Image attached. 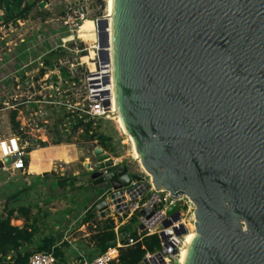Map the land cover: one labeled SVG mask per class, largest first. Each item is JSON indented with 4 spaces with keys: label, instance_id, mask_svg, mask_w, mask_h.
Returning a JSON list of instances; mask_svg holds the SVG:
<instances>
[{
    "label": "water",
    "instance_id": "obj_1",
    "mask_svg": "<svg viewBox=\"0 0 264 264\" xmlns=\"http://www.w3.org/2000/svg\"><path fill=\"white\" fill-rule=\"evenodd\" d=\"M110 25L97 20L98 70L112 60L117 111L148 174L109 170L98 146L93 183L111 185L119 212L129 209L120 192L151 196V183L189 196L196 235L184 264H264V0H113ZM96 75L93 100L110 110L111 73ZM97 209L112 215L108 199ZM166 211L165 228L181 221L177 203Z\"/></svg>",
    "mask_w": 264,
    "mask_h": 264
},
{
    "label": "rangeland",
    "instance_id": "obj_2",
    "mask_svg": "<svg viewBox=\"0 0 264 264\" xmlns=\"http://www.w3.org/2000/svg\"><path fill=\"white\" fill-rule=\"evenodd\" d=\"M38 2L22 22L0 29V36L8 29L6 38L9 43L6 45L0 40V60L8 57L6 63L0 65V141L15 134L10 119L14 110L21 124V138L26 142L29 163L38 149L51 147L62 157L65 144L73 143L76 144L73 148L79 153L82 150L91 156L84 164L82 157L74 164L62 162L63 168L58 173L53 171L40 179L35 178L37 175L31 178L27 170L0 171V217L11 208L31 207L32 220L38 226V232L33 243L25 245L23 250L37 251L45 236L55 237L56 233L58 243L65 246V252L73 254V244L81 246L89 241L86 229L76 231L66 224L64 213L72 212L75 207L83 211L90 206L100 219H113L119 226L121 237L142 230L139 218H134L135 214L140 215V209L133 210L134 213L131 209L116 210L106 218L100 216L97 205L108 199L111 206L113 189L111 185L94 184L86 168L87 163L95 165L93 151L100 146L99 138L89 140L90 135L95 133L98 137L101 134L109 138L106 148L100 146L115 160V165L109 170L127 165L131 172H140L144 167L134 158L130 136L118 126L117 114L108 111L92 116L89 113L93 100L89 96L87 77L90 73L99 72L97 20L108 14V3L106 0ZM38 28L49 33L45 39H37ZM56 34L61 36L56 37ZM42 43L45 45L41 46ZM80 121L85 124L92 122L89 134L84 132V125L77 127ZM73 171H78V175ZM149 197L148 191L142 201ZM183 212L182 220L192 225L190 231H195V211L187 208ZM24 222V219L12 220L13 224L21 226ZM63 234L68 235L70 242L62 241Z\"/></svg>",
    "mask_w": 264,
    "mask_h": 264
},
{
    "label": "trees",
    "instance_id": "obj_3",
    "mask_svg": "<svg viewBox=\"0 0 264 264\" xmlns=\"http://www.w3.org/2000/svg\"><path fill=\"white\" fill-rule=\"evenodd\" d=\"M39 0H0V25H16L26 19L31 11L38 5ZM11 125L15 134L23 136L21 124L17 119V111L10 114ZM84 125V132L89 134L92 130V122L87 124L80 121L77 127ZM99 138V145L106 148V140L109 139L104 135L91 134L89 140ZM29 151V150H28ZM26 163L28 158L26 156ZM29 189H31L29 187ZM134 218L137 220L138 215ZM13 219H24V225L12 223ZM31 221V222H30ZM33 221V222H32ZM86 229L89 241L88 246H93L94 253L106 251L111 246H116L118 235L115 230V221L111 218L100 219L96 212L89 209L82 221ZM38 232V226L34 219L32 220V208L29 206H19L11 208L7 214L0 217V263L2 264H27L30 255L33 252L23 250L25 245L31 244ZM137 242L133 245L121 246L118 248L116 264H143L145 255L148 252L154 253L161 249V239L158 234L146 235L145 232L139 234L138 231L131 233ZM95 250V251H94ZM37 251H54L59 259V264H65L68 261L65 246L58 243L57 238L45 236ZM92 251V250H91Z\"/></svg>",
    "mask_w": 264,
    "mask_h": 264
},
{
    "label": "built area",
    "instance_id": "obj_4",
    "mask_svg": "<svg viewBox=\"0 0 264 264\" xmlns=\"http://www.w3.org/2000/svg\"><path fill=\"white\" fill-rule=\"evenodd\" d=\"M38 40H43L47 35L48 32L41 30L38 28ZM60 34H56V37H60ZM56 43V41H55ZM45 45V43H42L41 46ZM57 45V44H55ZM98 51V46L96 47ZM29 61L31 60V56H29ZM94 73V72H93ZM92 73L88 74L89 76ZM87 79V80H88ZM89 83V80H88ZM89 85V84H88ZM96 87L88 86V92L89 96L93 100V96L96 94ZM92 105L90 106V115L92 116H100L105 113H107L109 110H107L102 102V100H93ZM0 149L2 152V157L0 158L1 165L3 169L6 170H21L26 171L27 170V163H26V142L22 140V138L19 135H12L8 139H4L0 141ZM5 144L7 148L5 147ZM11 158V161L9 163L5 162L6 158ZM150 191H152V195L147 199L145 202L142 201L144 198V195L138 194L137 198L135 200H132L131 197L128 195V203H129V209L133 210L135 209H142L146 206H153L154 204L157 205V213L154 217L151 218H145L142 215H139V221L142 226V230L139 232L141 234L142 232H145L146 235L150 234H158L161 239V249L151 253L148 252L145 255V258L143 262L145 264H181L180 263V253L181 248L184 243V239L186 236V233L183 235H177L176 234V228H180L181 224H184L187 228V233L190 231V228L188 227V224L182 220L183 216V209H193L195 211V204L187 195H180L177 197H173L169 191L163 190V189H157L153 187V184L151 183ZM177 203L179 210L181 211V221L173 222L171 226L168 228H165L163 225V222L167 219H171V215L167 214V208ZM112 213L113 211H116L115 205H111ZM118 211V210H117ZM194 223L196 222L195 213L193 217ZM116 232H119V226L116 225L115 227ZM164 230H168V236L167 238H162L161 233ZM178 240V243L174 244L175 240ZM137 242V239H135L131 234H129L127 237H121L120 233L118 235L117 244L116 246L109 247L106 251L101 253H84L81 254L79 257H75L73 259H69L65 264H116L115 260L118 256V248L121 246H128L133 245ZM175 251V253L173 252ZM92 252V251H91ZM159 253L162 254V258L158 255ZM59 259L55 255L54 251H34L27 262V264H59Z\"/></svg>",
    "mask_w": 264,
    "mask_h": 264
},
{
    "label": "crops",
    "instance_id": "obj_5",
    "mask_svg": "<svg viewBox=\"0 0 264 264\" xmlns=\"http://www.w3.org/2000/svg\"><path fill=\"white\" fill-rule=\"evenodd\" d=\"M4 28L6 29V26H0V29H4ZM7 30H4L3 36H0L1 42L6 43V45L9 44V43H7L8 39L6 38L8 36ZM5 55H7V53H5ZM7 58L8 57H4L3 59H1L0 65L5 64L6 63L5 61L7 60ZM4 73L6 74L5 69H3V75H4ZM73 147L76 148L75 143L65 144L64 152L61 153L62 157H60L56 153H54V151L51 149V147L41 148V149H38L37 151H35L33 153L34 159L31 160L30 163H29V161L27 163V171H28L29 175L31 176V178L35 177L33 175H37L38 177H35V178L40 179V178L45 177L46 175H49L50 173H53V171H55V173H58L61 170V168H63L62 162H67V163L72 162L74 164L75 161L80 157L84 158L82 163L83 164L86 163V160H88V158H90L91 155L84 154L82 150L79 153V150L78 149L75 150ZM50 149L52 151H49ZM1 163L2 162H0V165H1ZM47 165L49 167L48 169H47ZM92 166H94V165L92 164ZM2 170H6V169H3L2 167H0V171H2ZM77 173H78V171H73L74 175H78ZM90 208L91 207L89 206L87 208H84L83 211H81L82 209H78L75 207L72 210V212H70L71 210H69L68 213H64V218L67 220V222H66L67 226L72 230L75 229L76 231H85V228L82 225V221H83V218L85 216V212H87ZM56 219L57 218L55 216V220ZM56 227L58 228V226H55V229H56ZM56 235L57 234L55 233V237L57 238ZM69 237H71V236H69ZM72 238H73V240L76 239L75 236ZM57 239H59V238H57ZM65 240L70 242L68 235L63 234V240L62 241H65ZM91 248L92 247L88 246L87 244L77 246V244L75 243L72 245V249H75L74 250L75 252L73 254L67 253V256L69 259H73L75 257H79L81 254L87 253V251L90 253H94L93 250H92V252L90 251ZM69 256H71V257H69Z\"/></svg>",
    "mask_w": 264,
    "mask_h": 264
},
{
    "label": "bare ground",
    "instance_id": "obj_6",
    "mask_svg": "<svg viewBox=\"0 0 264 264\" xmlns=\"http://www.w3.org/2000/svg\"><path fill=\"white\" fill-rule=\"evenodd\" d=\"M106 2L108 3V14L105 16V18L109 21V23L111 24L110 26V31H111V34H112V21H113V0H106ZM84 26H82L81 30L83 29ZM112 58V57H111ZM108 63V62H107ZM105 71L101 72L99 70L98 73H93V75H96V74H99V75H96L98 76L97 78L98 79V82H102L103 80L105 81V76L107 75V72L108 74L111 73V81L109 84H107V86H105V88H109L112 92V107L111 109L109 110V113H113V114H117L116 118H117V123H118V126L122 129L123 133L127 134L128 136H130V139H131V142H132V148H133V156L136 160H138L139 162H141V159H140V155L137 151V146H136V141L135 139L127 132L125 126H124V123L122 121V118L121 116L119 115L118 111H117V105H116V100H115V87H114V79H113V69H112V60L107 64V67L104 68ZM91 76V75H90ZM95 76V78H96ZM104 83V85H106ZM1 144V143H0ZM2 146V145H0ZM5 147L7 148L6 144H5ZM2 157V152H1V149H0V158ZM107 159V158H106ZM142 164V162H141ZM143 165V164H142ZM144 167V166H143ZM145 170V168H144ZM144 172H147L146 170ZM148 174V172H147ZM153 187L154 188H157L158 187L153 184ZM120 196H122L124 198V200H128V195H126L125 193H121L120 192ZM192 226V225H191ZM191 226L188 225V227L190 228ZM196 235V226H195V231H190L186 234L185 236V239H184V243H183V246L181 248V253H180V263L181 264H184L185 262V255L187 254L188 252V244H189V241L193 240V238L195 237Z\"/></svg>",
    "mask_w": 264,
    "mask_h": 264
}]
</instances>
